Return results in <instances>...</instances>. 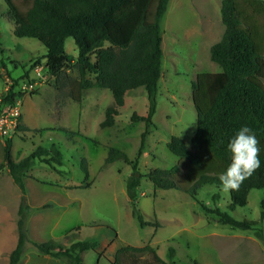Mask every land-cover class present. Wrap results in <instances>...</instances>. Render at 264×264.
Returning <instances> with one entry per match:
<instances>
[{"label":"rangeland","instance_id":"374dc122","mask_svg":"<svg viewBox=\"0 0 264 264\" xmlns=\"http://www.w3.org/2000/svg\"><path fill=\"white\" fill-rule=\"evenodd\" d=\"M12 1L21 10L26 9L25 0ZM204 1L200 0V4ZM212 7L209 5L208 10ZM192 20L194 16L167 15L160 21L161 74L153 123L148 127L145 147L138 160L143 175L151 169H169L177 163L178 158L167 149L166 142L171 136H177L186 145L190 144L196 127L190 82L199 72L220 70L209 58L208 48L214 40L200 39L197 33L204 25L200 21L193 24ZM256 21L258 26L262 25L264 14ZM12 29L6 5L0 0V110L4 105L1 98L12 81H15L13 91L22 93L15 103L19 109L17 124L7 136H0V164H3L6 139L11 140V156L15 161L38 145L48 148L52 142L60 144H56L62 154L61 165L56 166L58 171L34 159L26 175L51 183L26 181V192L30 197L53 203L54 210L41 222L43 225L52 224L54 218L60 216L56 234L78 227V240L96 242V250L87 251L82 264L96 261L109 264L120 247L146 244L164 261H169L168 248L171 247L177 263L197 260L207 264H264V245L254 236L249 239L244 230L217 222L187 193L154 187L147 177L140 180L136 204L142 220L149 224L139 225L131 215L125 194L130 166L122 160L105 166L103 162L110 148L124 152L130 159L136 157L145 125L142 121L132 122L130 116L133 112L146 113L145 91L141 87L128 91L114 124L101 128L99 123L104 118L105 108L113 102L110 91L88 89L80 102L73 101L69 87L77 78L76 70H66L67 79L51 77L44 63L45 47L36 38L13 35ZM64 49L68 55L76 57L77 49L71 37L65 39ZM177 177L181 180V171ZM217 192L219 198L212 200L211 195ZM19 195L18 187L4 166L0 169V218L9 214L17 218ZM262 196V189H251L246 205L230 211L226 208L228 191L205 185L195 193L196 200L207 207L217 206L235 219L252 220L259 218ZM156 221L158 226L150 225ZM0 224L1 245L7 242L8 231ZM256 228L264 231V221ZM249 232L253 235L252 229ZM54 241L67 244L65 240ZM103 250L98 258V252ZM139 257L145 258V253Z\"/></svg>","mask_w":264,"mask_h":264},{"label":"trees","instance_id":"16d2710c","mask_svg":"<svg viewBox=\"0 0 264 264\" xmlns=\"http://www.w3.org/2000/svg\"><path fill=\"white\" fill-rule=\"evenodd\" d=\"M6 14L13 22V35L36 38L45 47V67L56 80L67 79L65 71L76 70L77 78L70 82L69 95L75 102L82 100L85 90L107 89L113 102L105 108L101 128L114 124L118 108L125 103L128 91L141 87L147 97L145 114L132 113V122L145 125L140 134L136 157L130 159L124 152L110 148L103 165L122 160L131 168L125 180V194L131 215L139 225L142 220L136 204L142 177H147L154 187L174 188L187 193L205 213L232 228L253 230V236L264 245V231L256 228L264 221V23L257 25V17L264 14L262 0H221L220 17L224 31L218 41L209 47V58L220 67L219 72H199L190 82L191 99L196 112V127L186 145L177 136L166 142L167 149L178 158L169 169H151L146 174L139 171L138 160L145 147L148 127L156 109L157 82L161 74L160 20L168 0H25L21 10L12 0H3ZM71 37L77 49L75 58L68 55L64 42ZM107 44V45H105ZM15 81L4 91L1 103L14 105L21 92H14ZM19 119V118H18ZM242 126L255 133L261 162L251 176L238 189L228 190L230 211L243 207L251 189H262L259 201V218L235 219L217 206L207 207L196 200L195 193L210 185L224 190L220 174L231 161L227 143ZM20 128V126H19ZM48 156V158H44ZM61 152L52 143L48 148L37 146L27 156L14 161L11 140L3 147V164L13 183L20 191L17 207L15 246L8 254V264H18L26 243L40 255L63 264H82L87 251L96 250L93 240H78L76 227L64 236L65 243L29 240L25 220L29 206L25 198L23 178L34 159L58 171ZM53 163V164H52ZM85 174L87 170L84 169ZM181 171V180L177 175ZM212 200L219 193L211 195ZM158 226V222L150 223ZM145 253V258L139 255ZM98 253L97 257H100ZM175 251L168 248L169 261L161 259L149 244L125 245L117 249L109 264H201L197 260L177 263ZM97 264V261L95 262Z\"/></svg>","mask_w":264,"mask_h":264},{"label":"crops","instance_id":"0c3cea01","mask_svg":"<svg viewBox=\"0 0 264 264\" xmlns=\"http://www.w3.org/2000/svg\"><path fill=\"white\" fill-rule=\"evenodd\" d=\"M205 1H204V3L200 4V0H168L167 5H166V9H165L160 21H162V19H164V17H166L167 15H169V17L178 16V15L190 16V17L194 16L195 21L192 20L193 24H196L197 22L200 21L204 25V27L200 28L199 32L197 33L199 35V38L203 39L206 37V38H210V39L214 40L212 42L210 41L211 42L210 46H211L213 43H215L216 41H218L220 39V37L224 31V26H223V24H221L222 23L221 17H219L220 16L221 0H207L206 3H205ZM262 1L264 2V0H262ZM211 4L213 6L212 7L213 8V14H214L213 16H211L212 8H210L208 10L209 5H211ZM183 9L186 11V14L184 13L185 11H183ZM217 10H218V12H216ZM202 24L200 26H203ZM210 26H215V28L213 29ZM210 42H208L207 44H209ZM207 44H206V46H207ZM44 61H45V59H44ZM219 71H216V72H219ZM52 143L55 146H56V144L57 145L59 144L58 142L57 143L52 142ZM38 146H41V145H38ZM44 148H47V147H44ZM33 150H31L29 153H31ZM29 168H28L27 172L25 173V177L23 178V182H24V186H25V198H26L27 204L29 206V211H28V214H27V217L25 220V229H26L27 237L29 240H39V241L60 240V242H61L62 240H64V236L67 233H69L71 231V229H64V230L60 231L58 234H56V231L58 228V223L60 221V216L59 217L56 216L54 218V221L52 222V224H50L48 226H45L41 223V222H44L46 220L47 216L49 214H51V212L54 210L53 203L48 201L47 199L43 200V199H35V197H30L29 194H27V192H26L27 191L26 181H29V182L31 181V182H34L36 184H41V183L48 184L51 182L42 181V180L36 179L35 177H33V178L26 177V175L30 173ZM56 184H59V186L61 187L60 183H56ZM19 198H20V195L18 197V200H16L17 201V204L15 203L16 207L18 205ZM32 199H33V201H32ZM16 219L17 218L15 217V214L14 215L9 214L5 217L2 216L0 218V223H2L4 226V229H7V231H8V236L5 238L7 240V242L2 243L0 245L1 264H8V254L13 249V247L15 246L16 239H17ZM244 231H245L244 232L245 234L248 233L246 235L244 234L245 236H248L249 239L253 238V235L250 234V232H249L250 230H244ZM103 252H104V250L101 252H98V253L103 255L102 254ZM85 255H87V253L84 254L83 260H84ZM198 262L201 264H207V263H204L201 261H198ZM18 264H63V263L49 257L48 255L38 254L37 251L33 248V246L30 243H26L25 247H24V252H23Z\"/></svg>","mask_w":264,"mask_h":264},{"label":"clouds","instance_id":"9594fccd","mask_svg":"<svg viewBox=\"0 0 264 264\" xmlns=\"http://www.w3.org/2000/svg\"><path fill=\"white\" fill-rule=\"evenodd\" d=\"M227 150L231 161L220 174L219 180L225 191L238 189L240 184L260 167L259 141L248 126H242L229 138Z\"/></svg>","mask_w":264,"mask_h":264},{"label":"built area","instance_id":"2783aa9c","mask_svg":"<svg viewBox=\"0 0 264 264\" xmlns=\"http://www.w3.org/2000/svg\"><path fill=\"white\" fill-rule=\"evenodd\" d=\"M30 85V84H29ZM0 110V136H7L12 127L17 124L19 118L18 106L4 104Z\"/></svg>","mask_w":264,"mask_h":264}]
</instances>
